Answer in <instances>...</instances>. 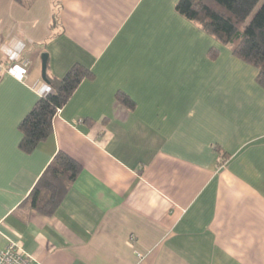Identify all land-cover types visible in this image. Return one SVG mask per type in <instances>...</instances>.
<instances>
[{
	"label": "crops",
	"instance_id": "1",
	"mask_svg": "<svg viewBox=\"0 0 264 264\" xmlns=\"http://www.w3.org/2000/svg\"><path fill=\"white\" fill-rule=\"evenodd\" d=\"M177 1L0 0V251L18 244L37 264H264V88ZM43 53L51 77L75 64L91 76L25 153L18 126L48 87ZM58 152L81 170L46 216L27 198Z\"/></svg>",
	"mask_w": 264,
	"mask_h": 264
},
{
	"label": "trees",
	"instance_id": "2",
	"mask_svg": "<svg viewBox=\"0 0 264 264\" xmlns=\"http://www.w3.org/2000/svg\"><path fill=\"white\" fill-rule=\"evenodd\" d=\"M261 0H178L176 13L206 33L220 46L226 48L237 59L256 70V81L264 88V2L254 12ZM216 48L208 51L213 59ZM91 72L79 64L73 65L62 78L48 75L45 82L50 88L34 103L19 123L22 135L19 148L32 152L52 132V119L64 107L83 79ZM116 99L128 108L133 102L123 93ZM80 165L68 155L58 152L46 167L44 173L30 192V206L51 216L60 205L80 172Z\"/></svg>",
	"mask_w": 264,
	"mask_h": 264
},
{
	"label": "built area",
	"instance_id": "3",
	"mask_svg": "<svg viewBox=\"0 0 264 264\" xmlns=\"http://www.w3.org/2000/svg\"><path fill=\"white\" fill-rule=\"evenodd\" d=\"M17 79H24L27 75V70L18 64L13 65L8 70ZM49 87H46L44 92L48 93ZM0 264H37L31 255L23 251L18 244L10 243L0 251Z\"/></svg>",
	"mask_w": 264,
	"mask_h": 264
},
{
	"label": "water",
	"instance_id": "4",
	"mask_svg": "<svg viewBox=\"0 0 264 264\" xmlns=\"http://www.w3.org/2000/svg\"><path fill=\"white\" fill-rule=\"evenodd\" d=\"M40 61H41L42 77L45 81V71H46V66H47V62H48V55L46 53L41 54Z\"/></svg>",
	"mask_w": 264,
	"mask_h": 264
},
{
	"label": "rangeland",
	"instance_id": "5",
	"mask_svg": "<svg viewBox=\"0 0 264 264\" xmlns=\"http://www.w3.org/2000/svg\"><path fill=\"white\" fill-rule=\"evenodd\" d=\"M263 2H264V0H261V1L259 2L258 6L256 7V9L254 10L253 13H255V12L258 10V8L261 6V4H262Z\"/></svg>",
	"mask_w": 264,
	"mask_h": 264
}]
</instances>
